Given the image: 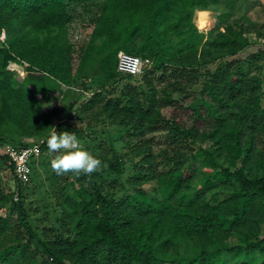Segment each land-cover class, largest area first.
<instances>
[{
  "label": "trees",
  "instance_id": "16d2710c",
  "mask_svg": "<svg viewBox=\"0 0 264 264\" xmlns=\"http://www.w3.org/2000/svg\"><path fill=\"white\" fill-rule=\"evenodd\" d=\"M212 2L0 0V144L42 141L45 153L53 126L85 141L89 131L72 116L101 105L100 113L129 125L130 153L139 159L125 179L123 162L108 154L91 175L65 177L57 205L69 234L45 239L2 153L14 181L8 192L0 182V213H9L0 215V264H264V30L257 31L262 41H252L248 26L225 18L198 29L194 12ZM88 5L99 13L77 51L70 24ZM120 51L153 64L139 75L122 73ZM85 72L101 73L111 87L80 103L74 96L56 122L62 110L44 103L56 93L69 97ZM166 76L172 80L159 93L156 78ZM196 163L210 168L198 186Z\"/></svg>",
  "mask_w": 264,
  "mask_h": 264
},
{
  "label": "rangeland",
  "instance_id": "374dc122",
  "mask_svg": "<svg viewBox=\"0 0 264 264\" xmlns=\"http://www.w3.org/2000/svg\"><path fill=\"white\" fill-rule=\"evenodd\" d=\"M99 8L95 5H88V8L83 10L79 8L77 14H75L73 21L70 24V39L74 44L75 49L78 51L80 47L87 43L90 38L94 27V21L99 13ZM222 18L227 19L231 23H244L251 31L247 32V36L252 41H262V38L258 36L257 31L259 29L264 30V0H213L207 10H196L193 14V22L200 30L212 28ZM5 38L3 37V40ZM75 66L78 65V55L75 53ZM219 63L212 65L211 70H214ZM8 68L14 71L18 77H24L27 74L25 66L11 62ZM160 77V72L157 73ZM172 80V76H166L165 78H156V87L158 92H162L164 88L168 86V82ZM104 76L100 73L97 77H88V75L78 76L74 80V86L76 91L67 97L65 100L63 94L56 93L57 96L44 103L47 111H54L57 107L62 110L61 116L59 113L55 117V121L58 122V118L67 117L68 110L66 106L71 99H74L76 95L81 96V100H87L91 95L98 91H106L108 87L112 85V81L107 83L104 81ZM83 82L86 83L83 86ZM106 82V83H105ZM128 82V79H124L121 83ZM136 83H139L136 82ZM102 84H104L102 86ZM107 84V85H106ZM109 84V86H108ZM122 84L119 83V89ZM200 84L196 85V89H200ZM148 87V86H147ZM148 89V88H147ZM67 87L63 86L65 92ZM175 98L181 97L178 93H172ZM200 104L198 99L193 105ZM58 108V109H59ZM76 109V107H75ZM101 105L91 108L89 110L82 109L80 112H76L72 117V122L79 124L84 130L89 131L88 138L85 141H81L83 147L91 151L98 157L108 154L110 158L117 156L123 162V168L125 172L122 176L123 179L126 176L133 175L135 173V165L138 162V158L131 155L130 150L132 144L135 142L133 138L129 137L128 131L129 125L123 122L121 119H111L105 114L100 113ZM61 132L60 130H56ZM25 141L34 142L36 139H25ZM3 145L0 144V156L2 154ZM55 153L46 151L35 162L33 173L29 181L24 183V203L30 212V222L33 225L35 231L39 236L45 239H53L58 235H68L67 220L62 217L61 208L57 205V197L62 191V185L65 183V177L68 175H75L71 171L66 174H56L51 167V160L54 158ZM223 163V160H219ZM195 170L193 182L196 186L200 185V181H203L207 172L210 170L205 166H200L196 163L193 166ZM83 174V173H82ZM80 174V176L82 175ZM106 177V178H105ZM115 177V173H109L104 176L107 181H110ZM13 176L7 165L0 160V182L2 189L5 192L11 191V184L13 183ZM85 185L88 182L83 180ZM15 184V183H14ZM18 194L15 195L18 199ZM1 216H8V212H1ZM264 235V227H263ZM48 237V238H46ZM231 258L233 256H230Z\"/></svg>",
  "mask_w": 264,
  "mask_h": 264
},
{
  "label": "clouds",
  "instance_id": "9594fccd",
  "mask_svg": "<svg viewBox=\"0 0 264 264\" xmlns=\"http://www.w3.org/2000/svg\"><path fill=\"white\" fill-rule=\"evenodd\" d=\"M47 145L49 151L55 153L51 167L58 175L70 171L76 175H91L102 166L101 159L85 149L77 135L68 130L57 132L53 126Z\"/></svg>",
  "mask_w": 264,
  "mask_h": 264
},
{
  "label": "built area",
  "instance_id": "2783aa9c",
  "mask_svg": "<svg viewBox=\"0 0 264 264\" xmlns=\"http://www.w3.org/2000/svg\"><path fill=\"white\" fill-rule=\"evenodd\" d=\"M153 64L148 57L120 51L118 54V70L122 73L139 75ZM42 142V141H41ZM41 142L19 147L11 143L3 145L2 153L7 155L9 163L14 167L17 178L26 183L33 173V162L42 154Z\"/></svg>",
  "mask_w": 264,
  "mask_h": 264
}]
</instances>
